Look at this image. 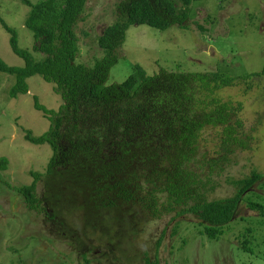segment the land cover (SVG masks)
Wrapping results in <instances>:
<instances>
[{
	"label": "trees",
	"instance_id": "trees-1",
	"mask_svg": "<svg viewBox=\"0 0 264 264\" xmlns=\"http://www.w3.org/2000/svg\"><path fill=\"white\" fill-rule=\"evenodd\" d=\"M22 1L30 7L25 23L34 34V50L43 57L37 59L21 48L16 30L0 15L13 51L25 60L24 66H11L0 57V70L16 76L11 96L29 93L28 78L39 74L56 83L55 90L64 100L55 111L35 96L36 108L51 120V126L40 136L27 130L25 138L35 144L49 143L53 156L45 172L31 171V184L15 188L30 209L47 210L38 192L42 183L54 212L48 216L73 235H85L104 219L118 221L121 215H141L146 220L192 213L200 219L202 232L218 239L235 219L241 202L258 211L260 224L264 222V203L246 199L249 192L258 193L254 186L264 179L257 169L228 179L237 188L233 196L208 198L216 188V177L235 162L238 151L252 149L255 140L240 115L243 103L223 98L220 91L247 84L245 80L264 75V69L233 76L223 71L162 68L148 75L136 65L123 82L107 84L131 25L162 30L188 26L197 0H120L117 19L99 37L105 54L93 66L76 62L80 51L76 28L88 0ZM209 131L217 136L211 150L203 149ZM7 166L4 157L0 171ZM245 234L251 236L252 228ZM245 243L240 241V246L246 247ZM89 253L86 249L83 254L86 264L91 263ZM144 264L160 261L146 255Z\"/></svg>",
	"mask_w": 264,
	"mask_h": 264
},
{
	"label": "rangeland",
	"instance_id": "rangeland-1",
	"mask_svg": "<svg viewBox=\"0 0 264 264\" xmlns=\"http://www.w3.org/2000/svg\"><path fill=\"white\" fill-rule=\"evenodd\" d=\"M119 1L88 0L76 28L80 49L77 63L93 66L104 56L99 37L117 19ZM29 11L22 0H0V15L16 30L19 46L41 59L43 54L34 50V34L25 23ZM188 24L164 30L146 24L131 25L107 84L123 82L136 65H141L148 75L159 73L162 68L223 71L233 76L264 69V0H197L192 3ZM0 57L11 66L25 64L13 51L10 33L1 21ZM245 82L223 88L220 95L243 103L240 115L255 137L253 148L235 154V162L216 177L210 199L236 194L237 188L228 182L229 178L245 177L254 169L264 173V75ZM15 83V75L0 70V161L8 159L7 169L0 171V264H86L83 254L88 246L93 250L88 251L90 264H144L146 255L158 258L160 264H264V222L260 224L259 212L245 202L240 203L235 219L224 227V234L218 239L207 237L200 219L192 213H170L146 220L141 215H121L118 221L104 219L98 223L100 227L85 235H73L48 216L54 212L45 199L42 183L38 192L46 200L42 207L47 210L30 209L15 188L31 184V171L45 172L53 156L49 143L35 144L25 138L27 130L40 136L51 126V120L36 108L35 96L55 111L64 100L55 90L56 83L39 74L28 78L29 93L12 97ZM216 141L217 136L209 131L203 149H213ZM262 182L264 179L254 186L261 195L245 193L246 199L264 203ZM249 228L252 234L245 237ZM82 237L85 242L81 244ZM243 240L246 247L240 246Z\"/></svg>",
	"mask_w": 264,
	"mask_h": 264
},
{
	"label": "flooded vegetation",
	"instance_id": "flooded-vegetation-1",
	"mask_svg": "<svg viewBox=\"0 0 264 264\" xmlns=\"http://www.w3.org/2000/svg\"><path fill=\"white\" fill-rule=\"evenodd\" d=\"M87 249H88V251H89L90 253H93V250L91 249V246H88Z\"/></svg>",
	"mask_w": 264,
	"mask_h": 264
}]
</instances>
